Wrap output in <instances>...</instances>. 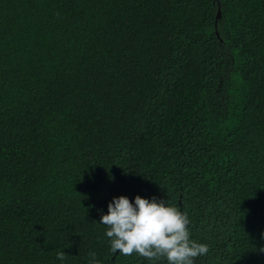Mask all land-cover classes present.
Segmentation results:
<instances>
[{"label":"trees","instance_id":"1","mask_svg":"<svg viewBox=\"0 0 264 264\" xmlns=\"http://www.w3.org/2000/svg\"><path fill=\"white\" fill-rule=\"evenodd\" d=\"M137 195L264 264V0H0V264H167L110 250Z\"/></svg>","mask_w":264,"mask_h":264},{"label":"clouds","instance_id":"2","mask_svg":"<svg viewBox=\"0 0 264 264\" xmlns=\"http://www.w3.org/2000/svg\"><path fill=\"white\" fill-rule=\"evenodd\" d=\"M189 223L187 213L175 206L139 195L134 204L126 196L114 197L100 220L107 228L113 254H136L152 262L163 259L167 264H194L196 258L208 253V245L190 238ZM66 255L57 252V259L63 261ZM89 264H99L95 252H89Z\"/></svg>","mask_w":264,"mask_h":264},{"label":"water","instance_id":"3","mask_svg":"<svg viewBox=\"0 0 264 264\" xmlns=\"http://www.w3.org/2000/svg\"><path fill=\"white\" fill-rule=\"evenodd\" d=\"M220 17V12L218 11V13H217V18H219Z\"/></svg>","mask_w":264,"mask_h":264}]
</instances>
